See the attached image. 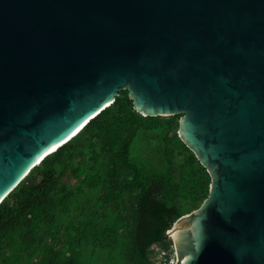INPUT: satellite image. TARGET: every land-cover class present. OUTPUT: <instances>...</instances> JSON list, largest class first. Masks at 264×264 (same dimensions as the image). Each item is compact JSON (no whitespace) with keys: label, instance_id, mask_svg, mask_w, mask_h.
Wrapping results in <instances>:
<instances>
[{"label":"water","instance_id":"1","mask_svg":"<svg viewBox=\"0 0 264 264\" xmlns=\"http://www.w3.org/2000/svg\"><path fill=\"white\" fill-rule=\"evenodd\" d=\"M124 90L211 178L176 264H264V0H0V204Z\"/></svg>","mask_w":264,"mask_h":264},{"label":"trees","instance_id":"2","mask_svg":"<svg viewBox=\"0 0 264 264\" xmlns=\"http://www.w3.org/2000/svg\"><path fill=\"white\" fill-rule=\"evenodd\" d=\"M181 117H144L120 91L0 204V264H161L211 184Z\"/></svg>","mask_w":264,"mask_h":264},{"label":"built area","instance_id":"3","mask_svg":"<svg viewBox=\"0 0 264 264\" xmlns=\"http://www.w3.org/2000/svg\"><path fill=\"white\" fill-rule=\"evenodd\" d=\"M160 258L162 260L161 264H176L177 258H176V254H175V249H174V253L170 256L167 253L162 252L160 254Z\"/></svg>","mask_w":264,"mask_h":264}]
</instances>
